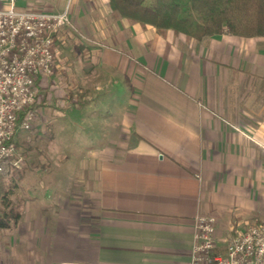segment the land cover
<instances>
[{"label": "crops", "instance_id": "obj_1", "mask_svg": "<svg viewBox=\"0 0 264 264\" xmlns=\"http://www.w3.org/2000/svg\"><path fill=\"white\" fill-rule=\"evenodd\" d=\"M87 4L61 32L34 107L52 136L73 125L95 143L70 158L51 141L28 163L42 170L26 178L33 205L0 229L14 234L10 261L189 264L198 213L215 216L223 250L264 222V36L161 34L113 19L108 0Z\"/></svg>", "mask_w": 264, "mask_h": 264}, {"label": "built area", "instance_id": "obj_2", "mask_svg": "<svg viewBox=\"0 0 264 264\" xmlns=\"http://www.w3.org/2000/svg\"><path fill=\"white\" fill-rule=\"evenodd\" d=\"M18 1L23 0H0L6 4L0 7V179L20 167L16 134L32 130L38 83L54 73L61 32L71 24L68 10H33ZM216 222L211 214L194 215L189 264H264V222L249 224L223 250L216 243Z\"/></svg>", "mask_w": 264, "mask_h": 264}, {"label": "trees", "instance_id": "obj_3", "mask_svg": "<svg viewBox=\"0 0 264 264\" xmlns=\"http://www.w3.org/2000/svg\"><path fill=\"white\" fill-rule=\"evenodd\" d=\"M113 19L150 24L161 34L168 30L187 37L227 32L245 37L264 36V0H108ZM23 113L19 117L22 119ZM17 148L18 143L15 139ZM5 172L3 176L7 174ZM3 178V177H2ZM0 179V229L16 228L21 204L14 201L13 184Z\"/></svg>", "mask_w": 264, "mask_h": 264}, {"label": "rangeland", "instance_id": "obj_4", "mask_svg": "<svg viewBox=\"0 0 264 264\" xmlns=\"http://www.w3.org/2000/svg\"><path fill=\"white\" fill-rule=\"evenodd\" d=\"M90 0H23L18 1V5L22 8H30L33 10H44V11H52V12H61L64 10H68L69 19L71 21L72 13H74V9L76 6L80 5L84 11H89ZM87 4V5H86ZM6 4L0 2V7L5 6ZM75 14V13H74ZM69 28V27H68ZM40 92V88H39ZM111 92V91H110ZM112 97H113V105L115 108H119L122 106L123 102L122 98H125L126 94L119 90V86L115 85L112 89ZM118 106V107H117ZM57 108V106H54ZM121 108V107H120ZM37 116H39V122H37L36 126L32 128V131L35 130L36 127H39L38 130H35L34 133L30 131H19L16 135V140L18 143V155L22 157V161L20 163V167H16L14 169H10L5 176H3V181L6 183L13 184V197L14 201H18L21 204V211H27V209H31V202L33 199L31 198V192H33L31 185H27L26 178H36L39 179V172L29 171L30 167H34L31 165L32 160L42 159L47 156V151L45 150L47 146H45L48 142L56 143L57 145L63 144L64 151L66 152L65 156H69L73 158L75 156L80 157L86 151V148L93 145L95 143V133L94 130L83 129L76 126H70L68 129L63 130L60 126H56L58 132L54 133V136L51 135L50 125L46 126L44 123L40 122L43 119V110H37ZM48 111V110H47ZM39 114V115H38ZM44 125V126H43ZM76 127V128H75ZM59 129L61 132H59ZM53 139V140H52ZM57 155V154H56ZM29 163V164H28ZM73 172V168L75 166H70ZM41 173V172H40ZM44 173V172H43ZM31 176V177H28ZM69 177H72V173H69ZM29 201V202H28ZM38 203V202H37ZM41 203V201H40ZM13 232L4 229L2 232L0 231V264H12L9 259V251L6 249L9 246V238L13 236Z\"/></svg>", "mask_w": 264, "mask_h": 264}]
</instances>
